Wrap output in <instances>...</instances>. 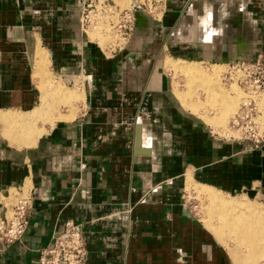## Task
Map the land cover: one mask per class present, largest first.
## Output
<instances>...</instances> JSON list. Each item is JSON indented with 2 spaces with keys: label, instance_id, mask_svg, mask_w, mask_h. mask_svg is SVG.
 <instances>
[{
  "label": "crops",
  "instance_id": "crops-1",
  "mask_svg": "<svg viewBox=\"0 0 264 264\" xmlns=\"http://www.w3.org/2000/svg\"><path fill=\"white\" fill-rule=\"evenodd\" d=\"M263 4L165 0L161 19L139 11L129 43L107 53L84 37L80 0H0V113L36 108V59L85 75L81 101L34 146L0 143V191L28 190L32 203L0 264H38L68 219L87 264H236L182 193L264 198V144L217 135L241 98L221 84L227 62L259 51L264 61Z\"/></svg>",
  "mask_w": 264,
  "mask_h": 264
},
{
  "label": "built area",
  "instance_id": "built-area-1",
  "mask_svg": "<svg viewBox=\"0 0 264 264\" xmlns=\"http://www.w3.org/2000/svg\"><path fill=\"white\" fill-rule=\"evenodd\" d=\"M165 0H145L122 10L114 0H80L83 31L95 28L100 23L110 28L107 52L123 49L137 24L136 11L152 20H159L163 15L162 4ZM155 11L161 13L160 16ZM95 14L96 18L91 19ZM97 45L98 42L95 41ZM228 71L223 74L227 82L234 81L242 90L243 97L237 111L228 123L231 134L223 137L229 140L248 141L253 147L264 144V61L263 55L257 54L253 59H237L227 62ZM131 208H127L130 212ZM32 211L31 192L20 196L10 208L2 205L0 209V243L9 245L19 240L26 231L28 218ZM38 264H87V249L81 224L68 219L62 232L56 234L51 242L40 249Z\"/></svg>",
  "mask_w": 264,
  "mask_h": 264
},
{
  "label": "bare ground",
  "instance_id": "bare-ground-1",
  "mask_svg": "<svg viewBox=\"0 0 264 264\" xmlns=\"http://www.w3.org/2000/svg\"><path fill=\"white\" fill-rule=\"evenodd\" d=\"M155 12L158 15V12ZM95 18L96 15L92 19ZM100 24L90 30L100 28L102 26ZM90 30L87 31V34ZM42 58H40L41 60L36 59L35 78L40 79L43 86L47 84V87H42L43 89L45 88L42 90L43 95L45 94L43 98L45 97L46 99V96L55 91L58 95L65 97L62 100L68 103L71 98L79 95L76 90L67 91L59 89L56 85L54 86L45 73L46 61H44V57ZM54 110L47 108L43 102L33 112L29 111V113L1 111L0 125H2L3 129L1 128L0 136L5 141H9L12 146H34L38 138L47 131L46 128L45 131L39 128L38 123L41 120L50 119ZM51 123L53 124L54 122L52 121ZM231 134L236 135L233 131L229 132L227 127L219 135L228 137ZM190 187H193V185ZM196 191L198 197L209 207L208 218L218 219L222 222V226L215 229L216 237L221 242L232 241L234 243L236 248L230 249L231 253L228 250L231 258H233L232 260L236 264H264L263 204H255L244 196H226L205 188H197Z\"/></svg>",
  "mask_w": 264,
  "mask_h": 264
},
{
  "label": "rangeland",
  "instance_id": "rangeland-1",
  "mask_svg": "<svg viewBox=\"0 0 264 264\" xmlns=\"http://www.w3.org/2000/svg\"><path fill=\"white\" fill-rule=\"evenodd\" d=\"M144 1L145 0H114V3L116 4V6H118V9L119 10H122V9H125V8H129L131 5H136L137 3H141V2H144ZM157 12L159 13V11H157ZM261 13H262V23H263V27H264V4L262 5V11H261ZM94 16H95V14L92 13L91 19ZM100 26H101L100 28L93 29V30H90L93 27H91L89 29H86V32L90 30L89 34H90V38L93 40L92 43H95V41H97L98 44H100L99 41L101 40L100 46H101L102 49H105L106 46H107V44L111 41V40L109 41V39H110V32H109L110 31V28L107 25H103V24H100ZM263 33H264V29H263ZM87 35H86V33H84V37H87ZM260 53L262 54L261 51H259L257 54H260ZM215 63H218V62H215ZM204 65H207V62H205ZM45 68H46V72L45 73H46L48 79L50 80V82H52V84H54V86L56 85V86H58L59 89H63V90L65 89L67 91H70V90L74 89V90H76L77 93H79V95H77L76 97L71 98L70 101L67 103V102H65V101L62 100L65 97H63L62 95H58L54 91L53 93H50L49 96H46V99H45V97L43 98V96L45 94L43 95V93H42V90H44L45 88L43 89L42 87H47V84H45L43 86V83L41 84V81L38 78L36 79L35 82L33 81L36 87H37V82H38L39 88H37V91H38V89L40 91L39 97H37V102L38 103L36 104V108L38 106H40L44 102V104L47 106V108H50V109H53V110L55 109L53 111V114L51 115V118L50 119L41 120V122L38 123V127L41 128V129H43L44 131L50 126V125H46V123L52 124L51 123L52 121L53 122H56L60 117H62L61 115L64 114L63 111L66 112L65 109L67 107L72 106V104L76 103L77 101H81V93L78 91V85H83V84H81V82H80L79 79H65V78H67V75H68L65 72H59V73H56V75H55L54 74L55 71H54V69H53V67H52L51 64H50V69L47 68V67H45ZM229 68L230 67L227 64L226 70L222 73V76H221V84L225 88H227V89H229L230 86H232V85L233 86H236L237 89H238V91L239 92L241 91L240 92L241 98L239 99V101L237 100V106H236V109H235V111H236L237 108H238V106H239V103L241 102V99L243 97V93H242V90L237 86L235 80L234 81L227 82V81H225L223 79V74L226 71H228ZM63 77H65V78H63ZM173 79H174V86L177 83V84L180 85V87L182 89L185 88L186 81H185L184 78H182V77L174 78L173 77ZM72 81H75L76 82L75 85L72 83ZM70 82L72 84H70ZM232 95H235V93H232ZM80 103L81 102H78L77 105L79 106ZM36 108L30 109L28 111H24V110H21L20 109L19 111H16V112H19V113H29V111L30 112H33ZM0 110H4V109H0ZM42 122H43V124H40ZM1 128L3 129L2 125H0V131H2ZM3 142L6 145L9 144L10 146H12L9 141L6 140V142H5V140L2 137H0V143L3 144ZM14 146H16V145H13L12 147H14ZM27 193H28V190H23V189L17 190V189H15V190H12L9 199H7L4 196V195L7 194V191L6 192L5 191H0V209H1L2 205H5V206H7V207L10 208L13 204H15L17 202V200L20 198V196L21 197L22 196H25ZM220 194H223V193H220ZM224 194L226 196H236V197H240V196L242 197V195H243V194H239V193H229V194L224 193ZM182 195H183L184 200L186 201V205L189 208L190 212L197 219H199V221L203 225H205V227H207L210 231H212L217 236V234L215 232V229L216 228L218 229L219 227H221L222 226V222L220 220L214 219V218L209 219L208 218V216H209L208 215L209 214V207L204 204V201L203 200L199 199V197L197 198L196 197V194L194 192L187 191L186 190V186H185V191H183ZM246 197L249 198L250 200H252L253 203H255V204H263V206H264V198L263 197H252V196H246ZM232 243H233L232 241H224V242H221V244L225 247V249L227 250V248H228L229 251H230V249H235L236 248L235 245H234V243L233 244ZM230 253H231V251H230Z\"/></svg>",
  "mask_w": 264,
  "mask_h": 264
},
{
  "label": "flooded vegetation",
  "instance_id": "flooded-vegetation-1",
  "mask_svg": "<svg viewBox=\"0 0 264 264\" xmlns=\"http://www.w3.org/2000/svg\"><path fill=\"white\" fill-rule=\"evenodd\" d=\"M161 15V13L159 12L158 13V15ZM87 33V32H86ZM88 36V35H87ZM89 39V38H88ZM90 40V39H89ZM90 42L92 43V41L90 40ZM53 62V61H52ZM55 64V67H54V71H55V73H59L60 72V70H58L57 69V64L56 63H54ZM67 77H69V79H79L80 80V82H82V80L85 78V75H83V76H81V74H79V73H77V71L76 72H74V73H70V74H68L67 75ZM19 189H21V188H18V190Z\"/></svg>",
  "mask_w": 264,
  "mask_h": 264
},
{
  "label": "water",
  "instance_id": "water-1",
  "mask_svg": "<svg viewBox=\"0 0 264 264\" xmlns=\"http://www.w3.org/2000/svg\"><path fill=\"white\" fill-rule=\"evenodd\" d=\"M139 11L137 10L136 11V17L138 18L139 17ZM140 144H141V134H140V127L137 126V133H136V138H135V146L136 147H140ZM140 153H147V151H139Z\"/></svg>",
  "mask_w": 264,
  "mask_h": 264
}]
</instances>
